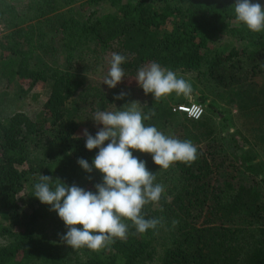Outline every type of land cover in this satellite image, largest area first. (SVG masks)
<instances>
[{"label": "trees", "instance_id": "1", "mask_svg": "<svg viewBox=\"0 0 264 264\" xmlns=\"http://www.w3.org/2000/svg\"><path fill=\"white\" fill-rule=\"evenodd\" d=\"M78 1L0 0V19L7 14L12 18V13L14 18L21 16L23 9L24 16L37 21L25 28L18 25L22 20L14 19L12 28L1 34L0 76L18 79L27 91L39 85L49 87L47 99L35 112L18 110L7 117L0 114V264H264V194L259 180L225 172L229 164L221 154L223 143L213 137L204 146L193 143L197 159L190 166L175 163L179 182L173 198L142 209L146 219L162 218V227L138 234L126 220L127 239H116L99 251L80 248V257L74 262L66 258L62 247L44 241L40 230L44 226H54L58 240L63 236L60 230L67 228L49 205L33 196L34 185L42 174L95 191L102 174L95 169L85 172L77 161L83 158L91 165L98 149H86L81 126L87 120V130L95 136L102 126L95 124L92 114L110 110L114 100L102 89L94 94L85 88L84 92L79 90L83 83L72 70L71 54L61 69L42 60V65L32 62L24 45H36V35L54 32V48L57 44L72 48L74 42L83 39L104 51L115 50L127 57L121 65L124 72L135 74L149 62L194 70L217 95H225L234 87L240 93L246 74L264 71V31L252 32L236 20L235 0H109L118 13L81 12L73 7ZM91 2L98 0H82L80 5ZM168 22L172 27L161 32ZM223 34L246 41L241 48L212 46L211 42ZM37 43L42 40L37 39ZM245 61L250 63L247 68ZM254 96L262 97L264 105V88ZM197 102L206 110L202 101ZM171 106L164 98L146 102L143 111L155 114L144 124L162 131L172 124ZM205 110L198 118L187 115L190 119L184 127L166 126L167 136L192 140L213 133L214 128L203 120ZM32 146L41 150L42 158L33 156ZM132 151L155 173L158 183L162 169L151 154ZM248 168L256 171L254 163ZM173 220L179 222L175 227Z\"/></svg>", "mask_w": 264, "mask_h": 264}, {"label": "clouds", "instance_id": "2", "mask_svg": "<svg viewBox=\"0 0 264 264\" xmlns=\"http://www.w3.org/2000/svg\"><path fill=\"white\" fill-rule=\"evenodd\" d=\"M232 7L238 22L252 32L264 31V6L258 0L256 3L235 0ZM126 59L125 55L112 53L102 84L115 88L125 78L121 65ZM261 67L264 68V65ZM135 81L145 95L151 93L155 100L173 92L187 96L192 91L190 83L184 78L156 62L141 66ZM126 95L122 91L114 99L122 100ZM139 105L138 101H132L115 111L97 110L92 120L103 127L95 136L87 129L83 130L86 149H98V152L91 165L83 158L77 163L87 173L95 169L102 174V182L94 185L95 191L75 183L69 186L59 178L42 174L34 185L33 196L49 205L50 210L55 211L64 222L67 232L61 240L72 249L87 247L99 251L116 239H127L129 225L126 220L131 221L138 234L164 225L162 218L146 219L142 214L145 205L161 200L165 187L155 182V173L150 172L146 162L135 157L132 150L151 154L159 169H168L176 162L190 166L197 159V148L190 140L167 136L154 125L146 126L144 121L155 113L144 114ZM178 223L173 220V227Z\"/></svg>", "mask_w": 264, "mask_h": 264}, {"label": "rangeland", "instance_id": "3", "mask_svg": "<svg viewBox=\"0 0 264 264\" xmlns=\"http://www.w3.org/2000/svg\"><path fill=\"white\" fill-rule=\"evenodd\" d=\"M81 1L73 4V7L78 8V11L81 12L88 13L90 10H96L101 13H118L117 6L112 4L109 0H98V2H91L89 4L81 3L80 5ZM258 2L264 6V0H258ZM21 12L19 11L21 16L14 18V15L16 14L12 13V18L7 14L6 16H3V20L0 19V23L4 29L3 33L8 32L12 28L10 27V24H13L14 19L22 20L18 25L24 26L25 28H29V24L31 23L37 24L35 19H31L29 16H24L25 13L23 12V9ZM23 17L27 18V20L24 21ZM45 22L46 21L43 22V29L47 31L49 27L45 26ZM171 27L172 22H168L161 32L165 29H170ZM1 36L2 35H0V39ZM53 37L54 32L48 30L43 36H35L36 45L28 46L27 43L24 45L27 50H30L29 55L31 56L32 62L42 65V63L39 62L42 60L61 69L67 66V56L71 54L72 58H70V61L72 64V70L75 71L77 78L83 83L80 84L79 90L83 91V88H85V90L94 94L98 89H102L103 92L110 97L111 101L114 100L113 106L107 111H115L126 103L138 101L141 104L139 105L141 111L144 114H147L143 111L142 107L146 102L155 99L151 93L145 95L143 89L139 87L138 83L135 81L137 73L134 74L133 72L125 71V78H123L115 88L110 89L106 84H102L103 78L110 67L112 53H114L115 50L104 51L103 49L96 47L92 41H85L83 39L77 41V44L74 42L72 48L61 44H57V47L54 48ZM37 39L42 40V43H37ZM245 41L246 40H237L231 34H223L214 39L211 42V45L223 49H229L234 46L241 48ZM250 46L252 48V44ZM87 47H90L91 50L88 51ZM96 48L100 49V51L94 52L93 49ZM147 64H150V62L144 65ZM249 64V61H245L243 63L244 68H247ZM170 70L174 71L178 77H182L190 83L192 91L187 96L177 95L173 92L162 97L167 99L172 105L173 113L169 117V121L172 124L168 123L165 125L164 129L161 128V132L167 135L165 130L172 128L170 126L184 127L188 124L190 118L183 112L174 111V105L185 102L202 101L206 107L203 120L209 122L210 126L214 128V132H211L212 135L204 136L201 139L198 137L199 140L194 138L190 141L194 144L203 146L207 143L208 139H211L212 137L216 138L218 141H222L223 145L221 154L227 158L229 164V166L226 167L225 172L233 171L240 178L253 179L255 177L259 180V188L264 194V105L261 103L262 97L254 96L259 90L264 88V71L252 76L246 74L244 76L246 82L239 86L240 93H238V87H234L233 89H228L225 95H217L209 82L201 81L197 77L196 71L182 68ZM122 91L128 95L122 100L114 99V97L119 95ZM48 95V86L44 87L39 85L32 91H27L21 86L18 79L10 80L0 76V114L5 117L12 115L18 110L32 113L35 109L42 107ZM257 107L258 110H256ZM89 126L90 125L86 120L83 122L81 130L88 129ZM166 126L169 128H166ZM229 130L231 131V134L224 135L226 131ZM196 131L201 132V130ZM32 152L35 158H42L41 150L39 148L32 146ZM249 163H254L256 165V171L248 168ZM175 165L176 164L174 163L168 169L161 170V176L158 183L164 185L165 191L162 194L161 200L158 203H153L154 206H159L164 198L167 200L173 198V191L179 182ZM20 196L23 199L22 194H20ZM40 230L43 235H45L44 241L53 245L55 243L62 247L66 254V258H68L70 262H74L78 256L80 257V249H72L70 246L62 242V240H58V236H56L57 231L54 229V226L49 224ZM65 232H67V229L66 231L60 230V234L62 233V235H64Z\"/></svg>", "mask_w": 264, "mask_h": 264}, {"label": "built area", "instance_id": "4", "mask_svg": "<svg viewBox=\"0 0 264 264\" xmlns=\"http://www.w3.org/2000/svg\"><path fill=\"white\" fill-rule=\"evenodd\" d=\"M3 26L0 23V35L3 33ZM174 111H180L186 115L194 118L200 117L204 112V106L202 103L194 101L190 103H180L173 106Z\"/></svg>", "mask_w": 264, "mask_h": 264}]
</instances>
